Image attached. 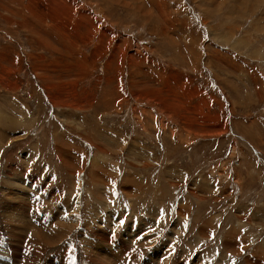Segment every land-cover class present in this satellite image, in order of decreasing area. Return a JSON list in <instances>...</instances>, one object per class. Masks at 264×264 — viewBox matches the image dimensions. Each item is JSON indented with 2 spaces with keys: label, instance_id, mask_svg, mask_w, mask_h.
Masks as SVG:
<instances>
[{
  "label": "rangeland",
  "instance_id": "rangeland-1",
  "mask_svg": "<svg viewBox=\"0 0 264 264\" xmlns=\"http://www.w3.org/2000/svg\"><path fill=\"white\" fill-rule=\"evenodd\" d=\"M247 256L264 0H0V264Z\"/></svg>",
  "mask_w": 264,
  "mask_h": 264
},
{
  "label": "bare ground",
  "instance_id": "bare-ground-1",
  "mask_svg": "<svg viewBox=\"0 0 264 264\" xmlns=\"http://www.w3.org/2000/svg\"><path fill=\"white\" fill-rule=\"evenodd\" d=\"M71 167V166H70ZM221 171V170H220ZM81 172V171H80ZM76 174H78V173H76ZM75 174V175H76ZM80 174V173H79ZM77 176V175H76ZM80 178H81V176H80ZM77 181V180H76ZM75 184V183H74ZM21 200V199H20ZM181 202H182V200H181ZM186 204H187V202H186ZM75 208H74V211H75V213H76V211H78L79 210V207H80V201L78 200V201H75ZM186 207V206H185ZM72 210V209H71ZM101 213V212H100ZM158 213V212H157ZM114 214V213H113ZM112 214V215H113ZM182 216H183V214H182ZM121 217V216H120ZM73 220V219H72ZM102 220V219H101ZM180 220V219H179ZM178 220V221H179ZM108 222V221H107ZM182 223V222H181ZM57 226V225H56ZM59 227H60V225H59ZM176 228V227H175ZM22 229V228H21ZM57 229H58V226H57ZM55 230V229H54ZM61 230V227H60V229H58L56 232L58 233L59 231ZM178 230V229H177ZM182 230V229H181ZM53 231V230H52ZM62 231V230H61ZM104 231V230H103ZM179 231V230H178ZM177 231V232H178ZM27 232V231H26ZM39 234V233H38ZM37 234V235H38ZM59 234V233H58ZM174 234V233H173ZM52 235V234H51ZM39 236V235H38ZM57 236V235H56ZM97 236V235H96ZM103 236V235H102ZM105 236V235H104ZM174 236V235H173ZM106 237V236H105ZM152 237V236H151ZM102 238V237H101ZM173 238V237H172ZM175 239V238H174ZM47 240V239H46ZM108 241H109V238H108ZM130 241V240H129ZM143 241V240H142ZM141 241V242H142ZM98 242V241H97ZM35 243H36V241H35ZM44 243V242H43ZM49 243V242H48ZM108 243V242H107ZM118 243V242H117ZM232 243H234V242H232ZM152 244V243H151ZM170 244V243H169ZM50 245V244H49ZM37 246H38V244H37ZM98 246V245H97ZM118 246H120L121 248H123V249H125L124 247H126V246H123L122 244H121V242H119V244H118ZM39 247V246H38ZM230 247L231 248H233V247H236V246H233L232 247V244H231V241H230ZM237 247H238V245H237ZM240 248V247H239ZM14 249V248H13ZM94 249V248H93ZM127 249V248H126ZM172 250V249H171ZM240 250H241V248H240ZM123 251V250H122ZM236 251V250H235ZM10 252V251H9ZM8 252V253H9ZM239 252V251H238ZM38 253H40V252H38ZM122 253V252H121ZM123 253H126L125 251H123ZM237 253V252H236ZM84 254V253H83ZM9 255V254H8ZM90 255H93V254H90ZM97 255V254H96ZM113 255V254H112ZM13 256V255H12ZM100 257H101V255H100ZM96 258H98V257H95V259H89V261L92 263V264H109L108 262H106L104 259H102V258H98V259H96ZM116 260V259H115ZM246 260H247V262H249V263H251V264H258L256 261H255V258L254 257H252V256H247L246 257ZM247 262H246V264H247ZM7 264V263H6ZM114 264V263H113Z\"/></svg>",
  "mask_w": 264,
  "mask_h": 264
}]
</instances>
